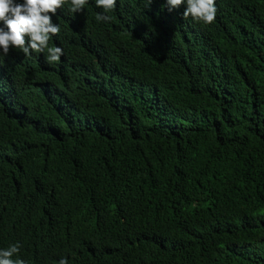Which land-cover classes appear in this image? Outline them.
<instances>
[{
    "label": "trees",
    "instance_id": "trees-1",
    "mask_svg": "<svg viewBox=\"0 0 264 264\" xmlns=\"http://www.w3.org/2000/svg\"><path fill=\"white\" fill-rule=\"evenodd\" d=\"M214 7L197 25L118 0L110 21L85 20L87 54L16 59L0 83V250L264 264V0Z\"/></svg>",
    "mask_w": 264,
    "mask_h": 264
},
{
    "label": "clouds",
    "instance_id": "clouds-1",
    "mask_svg": "<svg viewBox=\"0 0 264 264\" xmlns=\"http://www.w3.org/2000/svg\"><path fill=\"white\" fill-rule=\"evenodd\" d=\"M118 0H0V83L16 79L27 60L33 63L58 62L88 53L94 45L90 33L80 32L90 16L108 22ZM185 21L211 24L216 15L215 0H162ZM151 0H149V4ZM95 9V10H93ZM88 28V27H87ZM93 30V28H89ZM64 33V34H63ZM23 64L15 65L17 58ZM17 242L0 250V264H32L21 255ZM58 264H68L66 258Z\"/></svg>",
    "mask_w": 264,
    "mask_h": 264
}]
</instances>
